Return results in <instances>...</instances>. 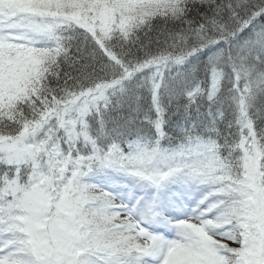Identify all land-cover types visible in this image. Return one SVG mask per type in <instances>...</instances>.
Returning <instances> with one entry per match:
<instances>
[{"label": "snow or ice", "instance_id": "1", "mask_svg": "<svg viewBox=\"0 0 264 264\" xmlns=\"http://www.w3.org/2000/svg\"><path fill=\"white\" fill-rule=\"evenodd\" d=\"M0 264H264V0H0Z\"/></svg>", "mask_w": 264, "mask_h": 264}]
</instances>
